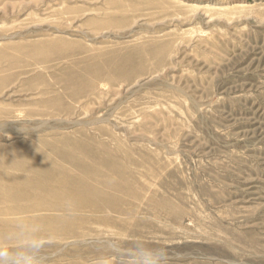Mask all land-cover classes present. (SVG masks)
Segmentation results:
<instances>
[{"label": "rangeland", "instance_id": "rangeland-1", "mask_svg": "<svg viewBox=\"0 0 264 264\" xmlns=\"http://www.w3.org/2000/svg\"><path fill=\"white\" fill-rule=\"evenodd\" d=\"M37 264H264V0H0V243Z\"/></svg>", "mask_w": 264, "mask_h": 264}, {"label": "clouds", "instance_id": "clouds-1", "mask_svg": "<svg viewBox=\"0 0 264 264\" xmlns=\"http://www.w3.org/2000/svg\"><path fill=\"white\" fill-rule=\"evenodd\" d=\"M17 241L15 248L0 243V264H37L42 258L43 249L50 242L38 225L29 222L26 216L16 217ZM166 250L144 249L141 253L142 264H159L167 259Z\"/></svg>", "mask_w": 264, "mask_h": 264}]
</instances>
